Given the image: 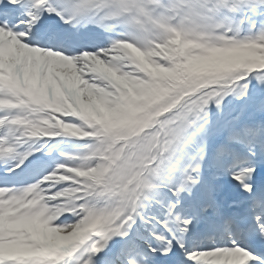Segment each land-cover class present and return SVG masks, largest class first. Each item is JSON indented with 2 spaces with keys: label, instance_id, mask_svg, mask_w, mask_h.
<instances>
[{
  "label": "snow or ice",
  "instance_id": "obj_1",
  "mask_svg": "<svg viewBox=\"0 0 264 264\" xmlns=\"http://www.w3.org/2000/svg\"><path fill=\"white\" fill-rule=\"evenodd\" d=\"M83 24L135 31L90 51ZM213 105L214 173L202 177L201 145L149 216L147 193L165 186L156 181ZM0 111V158L12 160L0 173V264H264V150H253L264 149V0H0ZM69 134L95 142L71 166L7 186L33 155L28 138ZM54 181L67 183L44 186ZM221 224L231 236L210 235Z\"/></svg>",
  "mask_w": 264,
  "mask_h": 264
},
{
  "label": "bare ground",
  "instance_id": "obj_2",
  "mask_svg": "<svg viewBox=\"0 0 264 264\" xmlns=\"http://www.w3.org/2000/svg\"><path fill=\"white\" fill-rule=\"evenodd\" d=\"M167 179V178H166ZM164 179L166 182H168V180ZM163 185H165L164 187H162V189H159L156 188L152 191H149L147 194H148V197L149 199L146 200L144 202L145 204V207L143 208V211H154L156 212L157 211V208H162L164 207V204L167 203L168 201L165 199L164 197V188L166 187V184L165 183H161ZM169 184V183H167ZM74 222V218L72 219H69L68 221H66L65 223L66 224H71ZM138 224L141 225V222L138 220ZM144 228L142 225H141V229Z\"/></svg>",
  "mask_w": 264,
  "mask_h": 264
},
{
  "label": "rangeland",
  "instance_id": "obj_3",
  "mask_svg": "<svg viewBox=\"0 0 264 264\" xmlns=\"http://www.w3.org/2000/svg\"><path fill=\"white\" fill-rule=\"evenodd\" d=\"M111 121L114 122V123L120 124V123L118 122V120H111Z\"/></svg>",
  "mask_w": 264,
  "mask_h": 264
}]
</instances>
